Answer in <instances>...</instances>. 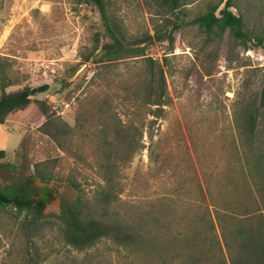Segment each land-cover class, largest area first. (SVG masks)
<instances>
[{"label": "rangeland", "instance_id": "374dc122", "mask_svg": "<svg viewBox=\"0 0 264 264\" xmlns=\"http://www.w3.org/2000/svg\"><path fill=\"white\" fill-rule=\"evenodd\" d=\"M219 1L188 4L184 22ZM234 2L233 10L242 15L246 30L263 36L264 0ZM118 14L131 37L154 34L157 24L176 18L153 0H121ZM99 19L91 7H76L68 0H0V58H10L23 86L50 84L37 99L45 100L71 126L76 96L84 85L76 88L95 69L84 64L72 74L68 66L81 62L80 54L92 47L93 27L101 28ZM184 27L174 33V52L167 49V42L148 45V55L161 64L164 53L170 52L163 66L167 102L157 109L159 117L150 114L152 122L141 138L143 146L120 170L119 205L165 215L169 226L182 234L178 239L163 238L170 251L181 247L204 252L215 264L221 257L220 244L224 246L216 211L236 215L233 221L222 215L228 237L241 225L260 227L264 223V110L259 108L264 67L247 57L240 41L229 32L208 47L210 58H204L202 52L197 57L194 44L200 41L198 37L202 39L201 34L196 27ZM256 51L264 53V47ZM130 65L117 64L119 77ZM251 113L256 117L252 132L247 128ZM120 117L123 123L128 122L123 114ZM0 149L6 152L0 159V185L12 183L27 166L32 169L35 163L50 158H57L62 173L76 170L88 194L100 181L94 169L76 162L32 126L0 124ZM204 211L216 224L209 235H205ZM12 242V236L0 231V264H18ZM223 249L224 261L231 264L227 248ZM51 251L41 264H153L156 260L154 254H134L110 239L81 252L63 244H56ZM163 261L160 264H181L176 259Z\"/></svg>", "mask_w": 264, "mask_h": 264}, {"label": "trees", "instance_id": "16d2710c", "mask_svg": "<svg viewBox=\"0 0 264 264\" xmlns=\"http://www.w3.org/2000/svg\"><path fill=\"white\" fill-rule=\"evenodd\" d=\"M153 1L176 18L166 19L160 26L157 24L159 27H155L154 34L147 32L131 37L118 14L121 0H68L73 6L85 5L98 12L101 27L99 30L93 27L92 47L80 54L81 62L68 66L72 74L84 64H92L95 69L93 75L88 80L83 79L76 88L77 91L84 85L76 96L73 126L45 100L37 99L51 88L50 84L23 86L10 58H0V124L17 122L35 127L56 148L76 162L89 165L100 178L93 193L88 194L76 170L62 173L57 158H50L35 163L32 169L27 166L12 183L0 185V231L6 237H13L14 259L18 264H41L49 259L56 244L81 252L103 239H110L134 254H154L153 264H160L164 259H176L181 264H211L204 252L181 247L169 250L163 238L178 239L182 234L169 226L165 215L154 216L152 210L141 207L139 212L128 206L121 207L119 174L143 146L141 138L152 122L148 120L150 114L159 117L157 109L166 105L163 66L167 62L166 55L174 52L176 31H183L186 25L196 27L202 37L194 44L198 48L197 57L202 54L204 58H210L212 52L208 47L221 40L226 32L240 41L243 49L264 47V35H253L246 30L242 15L233 10L235 0L209 3L188 22H184V9L195 0ZM155 42H167L170 46L162 64L147 52L148 45ZM121 62L132 65L119 77L116 70ZM152 106H156L155 110ZM259 108L264 110V83ZM121 114L128 122L123 123ZM254 115L251 113L247 120L251 132L256 122ZM5 156V150L0 149V159ZM55 205L56 210L50 209ZM215 215L226 246L220 244L221 257L215 259V264H227L222 256L223 248H227L231 264H264L263 221L260 227L241 225L228 237L223 216L233 221L236 215L222 216L217 211ZM209 216L205 211L202 214L208 227L205 235L211 229L216 230L215 221Z\"/></svg>", "mask_w": 264, "mask_h": 264}, {"label": "built area", "instance_id": "2783aa9c", "mask_svg": "<svg viewBox=\"0 0 264 264\" xmlns=\"http://www.w3.org/2000/svg\"><path fill=\"white\" fill-rule=\"evenodd\" d=\"M243 53L257 62L260 67H264V53L258 52L254 48L244 49Z\"/></svg>", "mask_w": 264, "mask_h": 264}]
</instances>
